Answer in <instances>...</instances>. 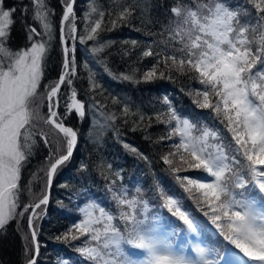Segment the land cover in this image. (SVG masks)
Returning <instances> with one entry per match:
<instances>
[{"label": "snow or ice", "instance_id": "1", "mask_svg": "<svg viewBox=\"0 0 264 264\" xmlns=\"http://www.w3.org/2000/svg\"><path fill=\"white\" fill-rule=\"evenodd\" d=\"M248 2L255 9V24L241 22V15L251 14L246 8H234L227 0H196L194 7L178 0L170 9L175 17L174 27L166 29L168 41L179 47L173 48L171 54L165 51L164 67L181 74L195 73L193 78L203 85L196 93L197 106L210 110L225 125L231 141L225 143V137L217 129L207 125L197 128L189 118L180 117L165 98L164 103L169 106L168 122L175 121L166 138L178 135L180 140L173 144L175 151L161 159L173 172L180 171L174 166L175 158L179 157L180 165L207 173L208 178L178 176L177 179L186 192L194 193L192 198L226 242L224 252L191 240L174 245L158 232L156 222L161 217L150 215V203L143 198L140 188L129 196L125 190L109 185L117 213L90 202L80 209L84 219L73 225L79 235H72L70 230L64 236L72 240L85 237V243L76 251L89 264H264V0ZM33 3L36 6L34 19L41 23L43 33L30 26L31 46L13 51L7 47V41L17 9H5L0 0V228L17 214L23 216L29 210L35 213L48 203L49 196L44 195L38 203L26 205L23 212H17L21 169L36 142L34 121L37 118L62 133L67 144L66 152L50 151L46 160L49 188L59 168L72 157L78 134L65 126L58 112L61 87L71 86L77 72L75 49H69L67 40L69 37L79 38L81 43L86 39L97 40L105 16L100 11V19L91 22L90 17L97 11L93 6L85 16L86 36H78L74 0H62L61 73L58 80L44 86L45 91L41 93L48 51V41L43 37L47 36L49 41L52 38L51 11L45 0H33ZM133 11V5L121 8L117 18L110 21L112 26L126 22ZM36 36L41 39L36 40ZM131 43L135 46L137 41ZM105 46L102 44L92 51L101 52ZM143 55H153L151 47ZM157 74L158 68L154 65L144 78L151 80ZM159 75L163 77L164 73L159 72ZM38 97L40 104L34 107ZM69 99L67 112L75 111L84 117L85 105L77 99L74 89ZM45 102L47 115L40 116L39 109ZM157 116L159 118L160 114ZM194 132L199 134L194 135ZM39 136L49 145L46 132L41 130ZM125 147L147 159L135 147ZM160 198V207L183 225V228H174L171 235H200L198 221L176 195L160 189ZM97 211L99 215H95ZM28 226L35 255L33 248H26V255L30 256L27 264H37L39 243L33 216H29Z\"/></svg>", "mask_w": 264, "mask_h": 264}, {"label": "trees", "instance_id": "2", "mask_svg": "<svg viewBox=\"0 0 264 264\" xmlns=\"http://www.w3.org/2000/svg\"><path fill=\"white\" fill-rule=\"evenodd\" d=\"M177 2L178 0H75L78 36H86L85 16L93 6L97 11L90 17L91 22L100 19V11L105 16L101 30H98L97 40L86 39L85 43H81L79 38L73 40L69 37L67 40L69 49H75L77 72L72 77L71 86L65 84L61 87L58 112L64 124L77 132V143L70 160L54 176L48 203L41 205L33 216L39 243L37 264H64L65 261L67 264H89L76 251L77 247L85 243V237L72 240L70 236L68 239H64V236L70 230L72 235H79L73 225L84 219L80 209L90 202L105 207L113 214L117 213L116 202L108 191L109 185L116 190H125L129 196L140 188L143 198L150 203V215L159 214L161 217L156 222L159 233L165 231L171 234L174 228H183L182 223L171 217L167 209L160 207V189L176 195L198 221L200 239L206 243L213 242L214 248L224 247L223 238L192 198L193 194L186 192L177 179L178 176L208 178L207 173L188 167L173 172L161 159L175 150L173 144L180 140L178 135H173L172 139L166 138L175 126V121H171V124L168 122L170 114L168 104L164 103L165 98L180 117L189 118L197 128L207 125L217 129L225 137V143L231 141V134L227 132L225 125L210 110L197 106L196 93L203 89V85L193 78L195 73L181 74L176 69L170 71L164 67L165 51L171 54L173 48L179 47L168 41L166 31L174 27L175 17L170 9ZM179 2L194 7L196 0ZM227 3L234 8H246L251 15H241V22L255 24V9L248 0H227ZM45 4L51 11L49 21L52 24V38L49 41L47 36L43 37L48 41V51L41 93L45 91L44 86L58 80L63 60V45L60 40L62 0H45ZM127 5H133V15L126 22L113 27L110 21L115 20L119 10ZM3 7L17 9L12 16L7 47L13 51L30 47L28 28L35 27L37 32L43 33L41 23L34 19L36 6L33 0H3ZM35 39L40 40L41 37L36 36ZM132 41H137V44L133 46ZM102 44L106 45L103 51H92ZM149 47L153 55L144 56L143 52ZM154 65L158 68L157 76L145 80V73ZM159 72L164 73L163 77H160ZM124 76L131 78L124 79ZM73 89L77 93V99L85 105L84 117H80L75 111L67 112V103L70 102ZM41 110L46 116L47 107ZM42 124V120L34 121L36 142L21 169L18 213L23 212L24 206L35 204L46 195L45 169L38 175L35 174V177L32 176L41 165L47 166L50 151L56 152L58 149L53 147L51 139L53 138L54 143L57 140L53 137L52 130L63 136L45 125L43 131L48 134L50 146L46 145L39 136ZM195 134L199 133L194 132ZM125 145L135 147L147 159L137 156ZM66 149L67 145L59 148L62 152H66ZM30 211L23 216L17 214L0 228V264H27L30 256L26 255V248H33L34 255L28 226ZM95 215H99V212Z\"/></svg>", "mask_w": 264, "mask_h": 264}, {"label": "rangeland", "instance_id": "3", "mask_svg": "<svg viewBox=\"0 0 264 264\" xmlns=\"http://www.w3.org/2000/svg\"><path fill=\"white\" fill-rule=\"evenodd\" d=\"M40 104V101H39V97L37 98V102H36V105H34V107H36L37 105H39ZM45 107H47V105H46V102H45V104L42 106V107H40V109H39V112H40V116L42 115V116H45V115H43V111L41 110V109H44ZM38 120H40L39 118H37ZM41 130H45V124H42V126H41ZM52 132H53V137H55V139L57 140V142L56 143H54V141H53V138L51 139L52 140V142H53V147H58V149L60 148L61 149V147L62 148H64V147H66V140H65V137H63L62 135H60V134H56L53 130H52ZM172 152H174L175 150H171ZM176 159V164H175V166H177V167H179V168H183V167H187V165H180L179 164V157H177V158H175ZM44 166V165H43ZM42 165L39 167V170L36 172V173H34V176H32V177H35V174H37L38 175V173H40L41 171H43V169H45L44 170V173H46V169H47V166H44L43 167ZM33 179V178H32ZM47 179V178H46ZM192 194H194V193H192ZM196 201V200H195ZM37 210V209H36ZM31 212V211H30ZM29 216V215H28ZM161 235L162 236H167L168 237V234L167 233H161ZM38 259V258H37Z\"/></svg>", "mask_w": 264, "mask_h": 264}, {"label": "water", "instance_id": "4", "mask_svg": "<svg viewBox=\"0 0 264 264\" xmlns=\"http://www.w3.org/2000/svg\"><path fill=\"white\" fill-rule=\"evenodd\" d=\"M74 2H75V0H74ZM65 126H66V125H65ZM66 127H69V126H66ZM75 146H76V145H75ZM75 146H74V149H75ZM74 149H73V151H74ZM51 187H52V185L50 186V188L47 186V193H46V195H48L49 198H50ZM37 203H38V202H37ZM29 216H34V213L30 212ZM29 216H28V219H29ZM30 232H31V230H30ZM34 255H35V253H34ZM38 255H39V254H38ZM37 258H38V256H37Z\"/></svg>", "mask_w": 264, "mask_h": 264}]
</instances>
